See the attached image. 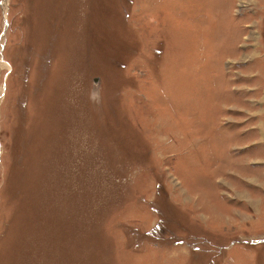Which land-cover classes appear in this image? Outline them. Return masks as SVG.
<instances>
[{"label": "rangeland", "instance_id": "obj_1", "mask_svg": "<svg viewBox=\"0 0 264 264\" xmlns=\"http://www.w3.org/2000/svg\"><path fill=\"white\" fill-rule=\"evenodd\" d=\"M0 264H264V0H0Z\"/></svg>", "mask_w": 264, "mask_h": 264}]
</instances>
